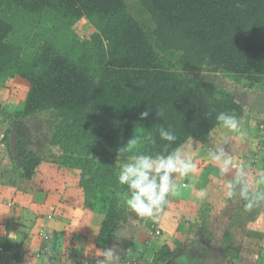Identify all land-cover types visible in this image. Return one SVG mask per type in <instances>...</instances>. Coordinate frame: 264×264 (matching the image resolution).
I'll use <instances>...</instances> for the list:
<instances>
[{"label": "trees", "instance_id": "obj_1", "mask_svg": "<svg viewBox=\"0 0 264 264\" xmlns=\"http://www.w3.org/2000/svg\"><path fill=\"white\" fill-rule=\"evenodd\" d=\"M138 3L148 23L125 0H0V86L17 77L29 86L12 110L0 100V120L11 125L43 115L51 130L48 155L30 151L17 160L9 125L4 141L16 178L0 179V197L31 181L42 163L56 164L67 170L66 188L83 190L84 219L103 214L101 237H111L133 213L116 160L136 132L156 141L140 148L152 154L167 143L161 126L177 135L172 148L187 147L208 142L220 126L217 113L245 115L231 92L190 71L220 72L264 91V0ZM84 18L92 30L81 38L74 27ZM225 205L209 197L201 212L214 216ZM180 246L163 245L155 262L169 264Z\"/></svg>", "mask_w": 264, "mask_h": 264}, {"label": "crops", "instance_id": "obj_2", "mask_svg": "<svg viewBox=\"0 0 264 264\" xmlns=\"http://www.w3.org/2000/svg\"><path fill=\"white\" fill-rule=\"evenodd\" d=\"M247 98L239 99L245 107V115L238 119L245 137L221 127L207 143L186 147L188 154L195 151V190L170 197L162 219L141 218L133 212L111 237H101L103 214L94 212L89 221L84 219V192L75 185L66 188L67 170L42 163L31 181L18 182L0 197V246L4 248L0 264H96L107 248L119 254L117 264H164L156 263L155 256L167 243L181 245L172 256L178 264H264V200L247 208L239 196L228 198L227 183L236 170L221 175L219 164L208 156L209 149L223 145L237 162L248 163L251 179L264 171V91H254ZM0 124V179L12 180L14 159L4 141L10 122ZM188 182L178 178V183ZM201 188L207 194L197 199ZM253 190L262 191L264 185H254ZM209 197L226 204L214 216L201 212Z\"/></svg>", "mask_w": 264, "mask_h": 264}, {"label": "clouds", "instance_id": "obj_3", "mask_svg": "<svg viewBox=\"0 0 264 264\" xmlns=\"http://www.w3.org/2000/svg\"><path fill=\"white\" fill-rule=\"evenodd\" d=\"M163 116V110L157 111ZM148 111L142 112L141 117L146 118ZM219 125L238 134L243 138L247 133L242 130L240 121L227 112H219L215 117ZM161 141L167 142L161 145V150L152 154L140 151L146 139L156 143L151 137L136 134L128 142L117 150L116 165L118 168V183L127 188L125 206L138 217L162 219L161 213L165 205L170 202V197H179L185 190H195L196 181L194 174L197 165L191 155L186 152V146L180 144L172 148L178 137L169 127L163 126L157 129ZM228 141L225 140L224 144ZM208 156L211 161L219 164L221 175L235 169L234 179L227 183V197L239 196L246 201V207L252 208L258 201L264 200V190H253L254 185H264V171L256 174L254 179L249 177V165L245 161L237 162L235 158L225 151L223 145H217L209 149ZM178 178H188V183H178ZM206 189L196 191L197 199L206 196ZM119 254L112 248L103 251L102 258L96 260V264H117ZM172 259V258H171ZM170 259V260H171ZM169 260V261H170Z\"/></svg>", "mask_w": 264, "mask_h": 264}, {"label": "rangeland", "instance_id": "obj_4", "mask_svg": "<svg viewBox=\"0 0 264 264\" xmlns=\"http://www.w3.org/2000/svg\"><path fill=\"white\" fill-rule=\"evenodd\" d=\"M131 4L132 11L135 15H137L144 23L149 22V17L146 15V12L144 9L140 6L137 0H128ZM77 32L80 34L81 38L86 36L91 30L92 26L90 23L84 18L82 19L75 27ZM192 75L198 76L203 79L212 80L216 82L220 87L228 90L233 94L236 100L239 101V99H245L249 95H252L254 91H260V89H250L245 87L243 83H237L232 77L220 73V72H210L208 70H202V71H190ZM28 90V84L27 81L23 80L20 77L13 78L7 81V83L4 86H0V100L2 103L8 107V109L12 110L14 109L21 101H23L24 97L26 96V92ZM262 92V91H261ZM248 99V98H247ZM252 100V98H250ZM247 112V111H246ZM37 121L33 123L35 120ZM3 120H0L2 122ZM45 117L42 116H36L34 118H31L29 121V125L33 126V129H37V132L40 130V133L38 137V140H43L44 136L43 133H47V136L44 138V144H46L45 148H42L40 151H38L41 155H48L49 150V133L51 130L47 128ZM41 127V129L39 128ZM218 128H221L219 126ZM0 131H2V124H0ZM43 131V133L41 132ZM33 136V135H32ZM34 138H36L34 136ZM33 138V139H34ZM52 150L54 153H60V150L58 147H52ZM188 154V153H187ZM192 157H195V151H190ZM188 154V155H189ZM221 185V184H220Z\"/></svg>", "mask_w": 264, "mask_h": 264}, {"label": "flooded vegetation", "instance_id": "obj_5", "mask_svg": "<svg viewBox=\"0 0 264 264\" xmlns=\"http://www.w3.org/2000/svg\"><path fill=\"white\" fill-rule=\"evenodd\" d=\"M34 120L35 121L33 123H35L37 121V119H34ZM29 121H30V119H28V120L26 119L24 121H19L18 123L12 122V124H11V127L13 125H15L17 127V131H18V144H17L18 156L17 157L14 156V158L17 160L24 153H28L30 151H40L42 148L46 147V144H44L43 141H44L45 136H47V133L45 135V133H43V131H41L43 133L42 136H44V138H43V140H38L37 136H39L38 133H40V130L37 132V129H33L34 127L32 125L31 126L29 125ZM39 128L41 129V127H39ZM34 136L36 138H34ZM10 148H11V146H10ZM20 150H22L23 152L20 153L19 152Z\"/></svg>", "mask_w": 264, "mask_h": 264}, {"label": "water", "instance_id": "obj_6", "mask_svg": "<svg viewBox=\"0 0 264 264\" xmlns=\"http://www.w3.org/2000/svg\"><path fill=\"white\" fill-rule=\"evenodd\" d=\"M125 1L131 7L130 2H128V0H125ZM17 144H18V131H17V127L15 125H13L11 127V131H10V146H11V150H12L15 157L18 156ZM129 241H130V239L128 238V242ZM169 262H170L169 264H178L177 261H173V259H171ZM181 264H186V263H181Z\"/></svg>", "mask_w": 264, "mask_h": 264}, {"label": "built area", "instance_id": "obj_7", "mask_svg": "<svg viewBox=\"0 0 264 264\" xmlns=\"http://www.w3.org/2000/svg\"><path fill=\"white\" fill-rule=\"evenodd\" d=\"M156 233H157V234H160V231L157 230ZM3 250H4V248H3L2 246H0V252H2Z\"/></svg>", "mask_w": 264, "mask_h": 264}]
</instances>
